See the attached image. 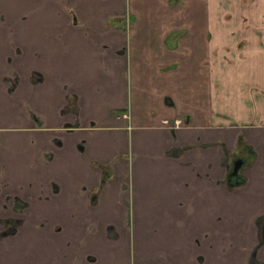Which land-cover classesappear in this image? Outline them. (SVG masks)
Returning a JSON list of instances; mask_svg holds the SVG:
<instances>
[{"label": "crops", "instance_id": "1", "mask_svg": "<svg viewBox=\"0 0 264 264\" xmlns=\"http://www.w3.org/2000/svg\"><path fill=\"white\" fill-rule=\"evenodd\" d=\"M0 264H264V0H0Z\"/></svg>", "mask_w": 264, "mask_h": 264}, {"label": "flooded vegetation", "instance_id": "2", "mask_svg": "<svg viewBox=\"0 0 264 264\" xmlns=\"http://www.w3.org/2000/svg\"><path fill=\"white\" fill-rule=\"evenodd\" d=\"M242 144L248 146L244 142H241L240 143V145L238 147V153H237L236 156H234L233 161H232V168H231V172L229 174L230 175V179L236 178L238 176V172L241 169V167L244 166V165H246V164H248L246 162V158H247L246 154L242 153V151H241ZM248 147H250V146H248ZM14 225H15L14 224V221H10L8 223V226L7 227H8L9 230H11V229L14 228Z\"/></svg>", "mask_w": 264, "mask_h": 264}, {"label": "trees", "instance_id": "3", "mask_svg": "<svg viewBox=\"0 0 264 264\" xmlns=\"http://www.w3.org/2000/svg\"><path fill=\"white\" fill-rule=\"evenodd\" d=\"M241 151H242V153L246 154V156H247L246 162L248 164H250L253 160V157H254V152H253L252 148L242 144Z\"/></svg>", "mask_w": 264, "mask_h": 264}]
</instances>
